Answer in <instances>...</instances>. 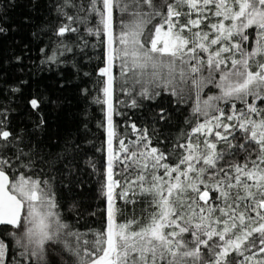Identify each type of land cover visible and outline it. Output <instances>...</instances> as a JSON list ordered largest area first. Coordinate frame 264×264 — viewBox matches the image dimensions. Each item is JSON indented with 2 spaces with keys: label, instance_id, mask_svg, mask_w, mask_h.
<instances>
[{
  "label": "snow or ice",
  "instance_id": "obj_1",
  "mask_svg": "<svg viewBox=\"0 0 264 264\" xmlns=\"http://www.w3.org/2000/svg\"><path fill=\"white\" fill-rule=\"evenodd\" d=\"M54 11L58 51L42 62L64 63L60 57L73 51L66 41L83 51L88 36L103 37V98L95 102L106 105L105 227L85 239L57 210L54 177L38 165L55 168L74 144L65 142L63 155L42 154L37 137L47 130L49 98L29 97L30 130L13 128L0 106V225L22 229L9 233L23 249L15 264L44 262L49 243L62 245L74 264H264V0H56ZM117 65L130 97L139 86V97L164 89L181 103L185 86L194 90L188 127L153 144L155 128L131 123L134 138H118ZM208 84L220 92L201 99ZM128 106L140 105L132 97ZM157 120H169L166 109ZM142 199L153 209L146 217L118 219V201ZM9 253L0 238V264H14Z\"/></svg>",
  "mask_w": 264,
  "mask_h": 264
},
{
  "label": "trees",
  "instance_id": "obj_2",
  "mask_svg": "<svg viewBox=\"0 0 264 264\" xmlns=\"http://www.w3.org/2000/svg\"><path fill=\"white\" fill-rule=\"evenodd\" d=\"M55 2L0 0L3 9L0 13V26L6 29L0 33V106L9 110L13 128L30 130L34 117L27 103L29 97L33 93H44L49 98L50 103L44 109L48 121L47 130L37 137L42 154H51L53 157L57 153L63 155L65 142L74 144V147L68 159L58 163L55 168L44 164L38 166L54 177L51 184L62 220L81 233H86L84 238L91 240L93 237L90 230H103L106 215V200L101 188L107 162L106 105L95 102L97 96L103 98L98 83L103 78L97 75V70L104 66L105 47L99 43L103 37L88 36L89 47L83 51L75 46V41H66L71 43L73 51L60 57L64 63L42 62L45 56H52L58 51L59 38L54 34L57 26ZM123 19L127 20L128 17L125 15ZM119 21L118 14L117 31ZM94 23L95 19H92L88 26ZM253 43H250V47ZM41 48L47 51L41 53ZM17 57L22 59L17 61ZM115 71L117 81L114 105L119 114L114 115V121L120 134L118 138H124L126 134V143L128 139L134 138L131 123H136L138 128L147 126L150 132L155 128L157 136L153 137V144L157 139L174 138L188 127L186 121L193 118L194 90L189 91L188 86H185V100L178 103L177 97L164 89H159L160 95L153 99L139 97L137 86L132 97L137 98L140 106L132 108L128 106L132 97L121 90L123 78L119 75L118 65ZM22 81L27 83L22 84ZM16 87L20 88L19 92L12 91ZM84 88L89 89L87 95L82 94ZM219 92L214 84H208L200 93L201 99L218 95ZM161 108L169 114L168 121L157 120ZM116 178L120 179L119 176ZM118 206L123 209V214L118 218L121 222L133 217H146L153 210L146 199L131 206L118 201ZM12 232L19 236L22 229L0 227V238L9 244V255L14 258L15 264V260L21 259L23 249L17 245L16 236L9 235ZM46 247L45 261L40 264H74L75 258L62 245L49 243ZM24 259L27 264H38L35 257Z\"/></svg>",
  "mask_w": 264,
  "mask_h": 264
},
{
  "label": "water",
  "instance_id": "obj_3",
  "mask_svg": "<svg viewBox=\"0 0 264 264\" xmlns=\"http://www.w3.org/2000/svg\"><path fill=\"white\" fill-rule=\"evenodd\" d=\"M1 226H6V225H0V227H1ZM9 227H10V226H9Z\"/></svg>",
  "mask_w": 264,
  "mask_h": 264
}]
</instances>
